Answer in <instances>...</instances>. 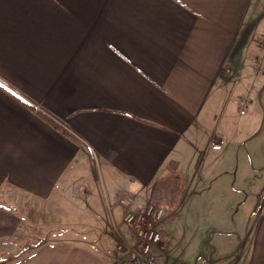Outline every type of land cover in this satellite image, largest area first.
I'll return each instance as SVG.
<instances>
[{"label": "crops", "instance_id": "obj_1", "mask_svg": "<svg viewBox=\"0 0 264 264\" xmlns=\"http://www.w3.org/2000/svg\"><path fill=\"white\" fill-rule=\"evenodd\" d=\"M262 21L264 0H0V192H66V206L91 213L87 232L8 257L21 220L0 199V264H114L107 204L120 221L123 195L143 208L158 183L183 181V154L211 146ZM258 195L232 264H264Z\"/></svg>", "mask_w": 264, "mask_h": 264}, {"label": "rangeland", "instance_id": "obj_2", "mask_svg": "<svg viewBox=\"0 0 264 264\" xmlns=\"http://www.w3.org/2000/svg\"><path fill=\"white\" fill-rule=\"evenodd\" d=\"M259 32L252 35L254 41L245 54L241 74L233 76L228 85L226 109L217 104L211 146L201 144V151L193 157L185 152L178 168L183 181L168 177L153 189L160 193L167 186L159 196H147L144 207L156 203L165 208L159 224L164 247L157 250L159 244L155 249L157 264H232L240 255L258 194L264 190V27ZM95 174V183L102 190L104 175L97 169ZM65 196L66 192H60L36 201L26 193L0 192V199L21 220L6 256H16L73 226L88 231L89 209L66 206ZM89 233L97 246L98 233Z\"/></svg>", "mask_w": 264, "mask_h": 264}, {"label": "built area", "instance_id": "obj_3", "mask_svg": "<svg viewBox=\"0 0 264 264\" xmlns=\"http://www.w3.org/2000/svg\"><path fill=\"white\" fill-rule=\"evenodd\" d=\"M124 212L117 221L111 205L107 204L111 231L117 238V258L114 264H157L155 249L160 244L162 232L159 228L165 208L149 203L139 211H133L124 195L121 197ZM122 228L130 231L127 237Z\"/></svg>", "mask_w": 264, "mask_h": 264}, {"label": "snow or ice", "instance_id": "obj_4", "mask_svg": "<svg viewBox=\"0 0 264 264\" xmlns=\"http://www.w3.org/2000/svg\"><path fill=\"white\" fill-rule=\"evenodd\" d=\"M0 87H3V85H2V84H0Z\"/></svg>", "mask_w": 264, "mask_h": 264}]
</instances>
